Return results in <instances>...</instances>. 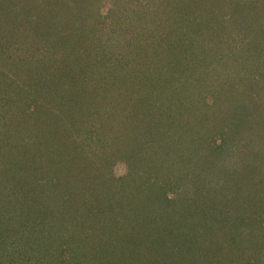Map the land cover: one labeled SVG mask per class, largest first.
Segmentation results:
<instances>
[{"label":"trees","instance_id":"16d2710c","mask_svg":"<svg viewBox=\"0 0 264 264\" xmlns=\"http://www.w3.org/2000/svg\"><path fill=\"white\" fill-rule=\"evenodd\" d=\"M80 1L0 0V170L19 99L70 135L37 149L49 176L36 204L0 188V255L14 243L8 264H264V63L245 67L230 40L236 24L255 33L260 56L264 0H103L96 24L84 7L99 0ZM17 76L40 80L37 96ZM135 80L156 97L137 100ZM114 99L118 114L95 108L85 123Z\"/></svg>","mask_w":264,"mask_h":264},{"label":"rangeland","instance_id":"374dc122","mask_svg":"<svg viewBox=\"0 0 264 264\" xmlns=\"http://www.w3.org/2000/svg\"><path fill=\"white\" fill-rule=\"evenodd\" d=\"M238 1L244 3L247 0H238ZM88 2H89L88 0H86L85 2L80 1V4L83 7ZM105 2H108V1H105ZM108 6H109L108 3L103 4V0H99V1L95 2V5L92 8H89L86 5V7H84V12L86 13V15H87V13H89L87 16H89L88 18H90L89 20L91 22L96 21L95 20L96 16H97V19H99V20L102 19L104 21V20H107V18H108V15H106V11L108 9ZM98 8H99V12H96V10ZM238 11H239V9H238ZM243 12L244 11L242 10L239 13L243 14ZM257 12L258 11H256V10L254 12L251 11V13H254V15H256L255 13H257ZM239 13H237L238 16L240 15ZM260 14L262 16L261 20L263 21L264 20V12H260ZM105 15H106V18H103ZM255 17L256 16H252V18H255ZM249 19H251V16H249ZM262 21H261V23H262ZM97 22L98 21H96L95 24ZM236 25L234 27H232V32L230 34V37H231L230 40L234 38V42H236L235 44L237 45L236 47H239L243 52V56L240 58H237V61L240 63H243V60H247V62L243 63V64H246L245 67L250 66V65H252V67H255V65H253V63H252V60H254V59H255V61L262 62V64H263L264 63V59H263L264 58V53H263L264 51L262 53H260V56H259V54L256 55V57H253L251 55V53H254V51H253L254 46L258 45V44H255V43H257L256 41H258L255 39V33L247 32V31L245 32V29L243 30L242 28H240V29L235 28ZM232 34H233V36H232ZM94 36L96 37L95 34H94ZM113 37H115V36H113ZM115 38L117 39V37H115ZM236 38H238V39H236ZM262 38H263L262 36H259V40L260 39L262 40ZM108 41L111 42V39H109ZM110 44H114V41ZM119 44H122V41L119 42ZM112 47L114 48L113 51L108 50L110 53L115 52V51L118 52L122 46L121 45L120 46L119 45H112ZM87 53L88 52L83 53V54L85 55ZM256 69H257V71L262 70L261 66H256L252 71H254ZM17 77H18L17 81L22 79V76H17ZM30 78L33 81L32 83L29 81ZM30 78H28V79L23 78L22 81L24 83H26V85L29 86L31 89H35V95L37 96V87H39L38 85L41 83V81L39 80L37 83V78L35 80L32 77H30ZM133 82L136 85L138 80H135ZM75 87H76V85H75ZM135 89L137 92H139V95H140L139 99L137 98V100H140L141 98H143V101L144 100L152 101L157 95L153 91V89H151L150 87H148L144 83V81H142L141 83L136 85ZM39 91H41V90H39ZM131 94H133V93H131ZM160 94H161V92L159 93V95ZM14 95L15 94H13V96ZM129 96L132 97L134 95H129ZM26 98H29V97H26ZM127 100H128L127 98H125L124 100H121L122 105ZM19 101H20V103H19ZM19 101H18L16 106L11 108V110H13V112L15 113L14 116H16L15 120L13 121V124H11L12 126H15L14 127L15 129L12 128V130L10 132V134H12V136H11L10 140L8 141L9 144L7 143V145L4 146L3 150H2V151H4L5 149L7 151L9 150L8 159H7L8 162L6 161V163H9V160L13 161V162H12V166L9 167L7 171L5 168L4 169L1 168V170H0L1 171L0 172V188L4 191L2 193V196H4V198L9 197L12 201L13 199L15 200V196L17 195L19 201H22V199H23V200H27V201H30L31 203L36 204L37 203V186H36L37 179L44 180L45 178H47L49 176V174L47 172H45L44 169H40L43 167V165H40L41 164L40 161L37 162V153H40L37 149H40V146L47 147L50 145V144L47 145V143H49L50 141L49 142L47 141V143H46L45 141H43L44 139L45 140L46 139L51 140L55 146L60 147V145L63 144L62 142H65L70 135L68 137L66 135L63 138H60V136H59L60 134L58 135V131L55 128V126H56L55 122H53L51 120V121H48V122H45L42 124L38 120L39 115L34 114V113H37V110H35V112L32 115H28V114H26L27 111H25V109H27L29 111L31 109H28L25 106H21V103L28 104V103H30V101L22 100V99H19ZM114 103H115V99L109 100V101H101V102H98V104H94L91 107H89L88 111H86V113H84L85 119H86L85 123H88V126H90L88 119L89 120L92 119V123H95V122L97 123V121H99L98 119H95V118H98V115H96L95 113L92 112L93 110H96V109L99 111H102V112H108V114H118L119 108L116 110H112ZM158 103H159V107L162 110H164L166 108H168V109L170 108V106H167L168 104H166V102L163 100L160 101V99H159V101H158V99H157L156 104H158ZM141 105H145V103L144 102L139 103V106H141ZM97 107L100 109H98ZM117 110H118V112H117ZM121 113H124V112L122 111ZM62 114L65 115L66 113H62ZM114 117H116V116H114ZM64 119H67V118H64ZM80 119H81V116L79 113L72 116V120H74V121L76 120L77 123H78V121H80ZM118 121L119 120L117 119V122ZM120 122H121V120L117 124H119ZM98 127H99V132H100V126H98ZM106 128H107L106 125L103 124V127L101 129V133L106 131L105 132V133H107L106 137H108V139H110L109 140L110 143L116 141L115 138L110 135L109 131H107ZM115 134H117V136H119V134H121V133L118 131V132H115ZM35 137L40 138V139H36ZM38 140H41V141L39 142ZM120 142H122V141L117 140V144L119 143V146L121 147ZM105 143H107V141ZM50 146H52V148H55L53 145H50ZM122 146H123V142H122ZM56 148H58V147H56ZM56 148H55V150H57ZM46 155H49V154H46ZM53 155H55V154H53ZM55 158L56 157H54V159ZM58 164H59L58 161H55L56 167L58 166ZM126 172H127V165H125V164L115 165L113 167V171H112L114 176L117 178L126 174ZM31 179H33L34 185H31V182H32ZM235 181H237V180H235ZM63 182L66 183V179H64ZM21 190H25V191L22 192ZM15 191L18 193H15ZM27 201H25L24 204H28ZM20 204L22 205L23 203H19V205ZM17 211L18 210L15 209V213ZM21 211H23V210H21ZM12 220H16V219L13 218ZM0 222H1V220H0ZM9 225L12 227V229L14 228V230L17 231V233L22 237V239H25L24 235H27L29 232H31L32 237H34L36 235L34 232V227H32L31 225L27 224L26 226H24L22 224H19V226H17V222L13 223L12 225L11 224H9ZM13 244H11V246L3 252L4 254L0 255V258L3 257V258H1L0 264H8L4 260L5 253L7 251H10V250L12 251V249H14L15 252H18L20 250V248L16 247V245H13ZM6 254L9 255V252ZM23 257H24V255H23ZM80 259H82V257H80ZM161 263L162 262H160V264ZM10 264H15V263L11 262ZM17 264H20V263H17ZM150 264H153V263H150ZM154 264H159L157 259L155 260Z\"/></svg>","mask_w":264,"mask_h":264}]
</instances>
